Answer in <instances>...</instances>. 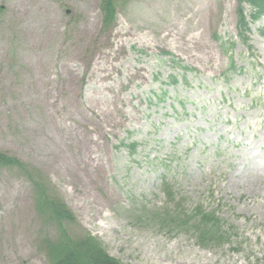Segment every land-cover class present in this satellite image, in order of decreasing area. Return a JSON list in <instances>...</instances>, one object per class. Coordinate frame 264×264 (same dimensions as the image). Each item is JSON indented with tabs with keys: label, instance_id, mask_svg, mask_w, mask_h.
Instances as JSON below:
<instances>
[{
	"label": "rangeland",
	"instance_id": "rangeland-1",
	"mask_svg": "<svg viewBox=\"0 0 264 264\" xmlns=\"http://www.w3.org/2000/svg\"><path fill=\"white\" fill-rule=\"evenodd\" d=\"M237 5L117 0L107 26L101 0H0V151L72 209V239L123 264H264V17L245 43ZM179 204L231 236L203 247L165 215ZM60 235L26 175L0 168V264H52Z\"/></svg>",
	"mask_w": 264,
	"mask_h": 264
},
{
	"label": "trees",
	"instance_id": "trees-1",
	"mask_svg": "<svg viewBox=\"0 0 264 264\" xmlns=\"http://www.w3.org/2000/svg\"><path fill=\"white\" fill-rule=\"evenodd\" d=\"M238 2V25L239 34L245 43L249 38L247 33L250 31V22H256L264 16V0H237ZM248 4L251 8L249 17L245 13L244 5ZM101 9L103 12V21L108 25H113L117 18V0H102ZM264 34V29L261 31ZM249 46V44H247ZM129 149V153L136 151L137 143L124 144ZM16 168L21 171L33 183L35 187L36 208L38 212L50 221H54L58 226L61 235L58 240H46V247L52 264H123L116 258L109 255L101 243L91 234L78 239H72L67 232L66 226L69 222L76 220L75 214L68 205L61 199L52 197L47 185L38 176L35 168L18 157L0 151V168ZM163 191L168 198L176 199L174 187L163 181ZM172 222L177 220L181 222L180 226L194 223L195 232L201 237V243L224 242L225 237H230V231L223 228L222 219L216 214V211L199 208L193 212L192 216L183 214L179 211L172 213L164 212Z\"/></svg>",
	"mask_w": 264,
	"mask_h": 264
},
{
	"label": "bare ground",
	"instance_id": "bare-ground-1",
	"mask_svg": "<svg viewBox=\"0 0 264 264\" xmlns=\"http://www.w3.org/2000/svg\"><path fill=\"white\" fill-rule=\"evenodd\" d=\"M139 74H141V72L139 71ZM171 264H210L207 261H203V262H198L197 260H188V259H182L179 260L176 257L170 261Z\"/></svg>",
	"mask_w": 264,
	"mask_h": 264
}]
</instances>
